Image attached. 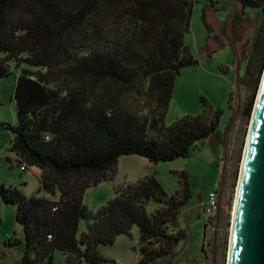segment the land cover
<instances>
[{
  "label": "trees",
  "instance_id": "trees-1",
  "mask_svg": "<svg viewBox=\"0 0 264 264\" xmlns=\"http://www.w3.org/2000/svg\"><path fill=\"white\" fill-rule=\"evenodd\" d=\"M239 1L263 10L246 68L249 117L264 73V0ZM192 12L186 0H0V80L16 76L17 118L0 128L13 131L23 170L41 169L38 192L53 196L0 186L20 224L5 243L14 264H54L57 251L65 264H115L98 247L135 225L136 264L169 256L187 239L178 222L192 196L185 172L171 195L151 173L117 187L96 211L84 196L114 180L124 155L155 163L188 157L219 129L223 110L205 98L200 114L166 123L177 76L199 63L185 44ZM151 200L159 206L149 213Z\"/></svg>",
  "mask_w": 264,
  "mask_h": 264
},
{
  "label": "rangeland",
  "instance_id": "rangeland-1",
  "mask_svg": "<svg viewBox=\"0 0 264 264\" xmlns=\"http://www.w3.org/2000/svg\"><path fill=\"white\" fill-rule=\"evenodd\" d=\"M186 1L192 4L193 12L185 44L199 63L183 68L177 76L166 123L170 125L183 116L200 114L202 98H205L214 109L223 110L219 129L213 136L197 142L188 157L157 163L139 155L120 157L114 180L89 188L84 202L89 210L96 211L115 197L117 187L151 173L170 195L175 194L182 188L181 174L185 172L192 196L178 222L186 231L187 239L179 243L173 254L149 264H212L217 220L214 218V224L209 225L205 205L209 192L221 187L225 167L227 183L219 211L222 222L218 231L217 264H228L233 207L253 114L252 111L249 117L246 115L253 93L246 68L263 10L244 8L239 0ZM15 83L14 74L0 80V122L13 125L17 120ZM231 96L232 107L229 106ZM14 137L13 131L0 128V186H17L27 197L53 198L44 190L38 192L40 168L23 170L17 163V155L11 150ZM158 206L159 203L151 200L147 210L151 213ZM15 212L16 207L5 204L0 197V264H14L5 243L20 229ZM86 227L83 219L79 234ZM139 240V227L135 225L128 235L118 236L113 244L100 245L98 251L116 261L115 264H136L141 258ZM54 264H65L61 251L56 252Z\"/></svg>",
  "mask_w": 264,
  "mask_h": 264
},
{
  "label": "water",
  "instance_id": "water-1",
  "mask_svg": "<svg viewBox=\"0 0 264 264\" xmlns=\"http://www.w3.org/2000/svg\"><path fill=\"white\" fill-rule=\"evenodd\" d=\"M224 172L225 167L223 177ZM235 198L228 264H264V73L253 108ZM213 264H217V237Z\"/></svg>",
  "mask_w": 264,
  "mask_h": 264
},
{
  "label": "built area",
  "instance_id": "built-area-1",
  "mask_svg": "<svg viewBox=\"0 0 264 264\" xmlns=\"http://www.w3.org/2000/svg\"><path fill=\"white\" fill-rule=\"evenodd\" d=\"M25 167H22L24 169ZM219 187L216 190H212L208 194V200L206 201L205 209L208 216L215 215L221 208V198L219 196Z\"/></svg>",
  "mask_w": 264,
  "mask_h": 264
},
{
  "label": "flooded vegetation",
  "instance_id": "flooded-vegetation-1",
  "mask_svg": "<svg viewBox=\"0 0 264 264\" xmlns=\"http://www.w3.org/2000/svg\"><path fill=\"white\" fill-rule=\"evenodd\" d=\"M223 178H224V184H222V180H221V183H220L221 184V187L219 189V193H220L219 196L221 198V201H222V198H223V195H224V192H225L226 183H227V181H226L227 180L226 175H225V177L222 176V179ZM219 211L216 213V215L209 216V218H208L209 219V225L210 226L212 224H214V218H216V220H217L216 224L214 225V230H215L214 231V241H215V237H217V241H218V235H219L218 234V231L220 229V225H221V222H222L221 213ZM207 226H208V224H207ZM213 247H214V245H213ZM217 249H218V244H217ZM194 264H197V263H194ZM212 264H213V260H212Z\"/></svg>",
  "mask_w": 264,
  "mask_h": 264
},
{
  "label": "bare ground",
  "instance_id": "bare-ground-1",
  "mask_svg": "<svg viewBox=\"0 0 264 264\" xmlns=\"http://www.w3.org/2000/svg\"><path fill=\"white\" fill-rule=\"evenodd\" d=\"M236 205V198H235V202H234V206ZM233 210L235 211V207H233ZM232 236V234H231ZM230 254V253H229Z\"/></svg>",
  "mask_w": 264,
  "mask_h": 264
},
{
  "label": "crops",
  "instance_id": "crops-1",
  "mask_svg": "<svg viewBox=\"0 0 264 264\" xmlns=\"http://www.w3.org/2000/svg\"><path fill=\"white\" fill-rule=\"evenodd\" d=\"M189 264H194V263L192 262V263H189Z\"/></svg>",
  "mask_w": 264,
  "mask_h": 264
}]
</instances>
